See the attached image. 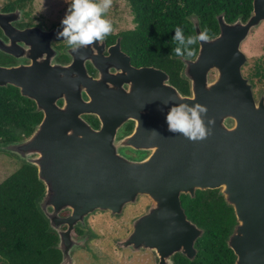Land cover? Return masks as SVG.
I'll return each instance as SVG.
<instances>
[{"label":"water","instance_id":"1","mask_svg":"<svg viewBox=\"0 0 264 264\" xmlns=\"http://www.w3.org/2000/svg\"><path fill=\"white\" fill-rule=\"evenodd\" d=\"M6 16L0 14V26L11 48L18 38L10 33L13 25L3 20ZM189 18L196 35L204 31L197 15ZM216 20L218 34L199 43L195 57H177L191 95L172 84L167 71L136 68L128 58L120 63L121 73L113 75L101 62L104 38L102 46L94 41L79 52L67 48V64L58 63L56 55H27L14 66L0 64V86L17 87L36 102L34 111L43 114L29 136L0 143V151L38 169L45 185L38 204L59 237L55 247L63 254L60 264H74L73 252L87 245L89 235L77 237L75 230L87 227L89 217L100 211L123 215L143 196L151 204L116 244L153 251L156 264H177V254L195 260L205 229L188 217L182 196L209 189H219L235 211L237 221L227 239L235 264H264V93L255 98L243 73L249 58L242 48L264 22V0L253 1L247 19L229 21L224 10ZM27 30L17 29L25 43L31 33ZM4 41L0 37V51L13 52L2 46ZM114 48L121 49L120 40L110 52ZM183 102L207 107L206 139L191 141L167 130V108ZM86 115L97 116L100 126H93ZM128 121L135 123L133 130L120 136ZM125 148L147 154L130 158L121 152Z\"/></svg>","mask_w":264,"mask_h":264},{"label":"trees","instance_id":"2","mask_svg":"<svg viewBox=\"0 0 264 264\" xmlns=\"http://www.w3.org/2000/svg\"><path fill=\"white\" fill-rule=\"evenodd\" d=\"M253 1L127 0L136 25L121 33L123 48L137 64L167 71L171 83L189 94L190 83L182 76L184 64L174 52L178 46L172 40L175 28L180 27L185 37L195 36L196 30L189 17L197 15L207 35L214 36L219 32L216 14L225 10L229 21L240 16L247 19L253 10ZM194 47L193 57L200 44ZM35 108L33 101L23 96L17 87L0 86V143L29 136L43 118ZM92 123L99 126L97 119ZM44 190L38 169L25 162L0 183V264L61 263L63 254L55 247L59 237L50 229L38 204ZM182 202L188 217L203 227L205 234L197 241L199 252L195 260L177 254L176 263L235 264L236 255L227 239L237 219L233 207L227 204L219 189L198 190L195 197L183 195ZM83 231L77 227L75 232L81 234Z\"/></svg>","mask_w":264,"mask_h":264},{"label":"flooded vegetation","instance_id":"3","mask_svg":"<svg viewBox=\"0 0 264 264\" xmlns=\"http://www.w3.org/2000/svg\"><path fill=\"white\" fill-rule=\"evenodd\" d=\"M35 1L36 0H34L33 2L32 1L30 2L28 0H0V12L1 13L3 12V14H9V16H6L7 18H3V20L7 23L10 22L11 25H13L14 28L12 27L10 33L12 35L17 34L15 36V39L18 38L15 40V45H13V47L10 48L9 47L10 38L4 35V31L0 26V37L4 38L5 40L2 46L6 49H8L7 47H9V49L14 50L13 52L9 54L3 51H0V64L1 65L14 66L19 62V58H24L27 55L31 57H35V58H38L40 55H50V56L56 55L55 60L60 64H67L71 61V57L66 52V49L68 48L67 45L62 40H57L56 38V33L62 30L61 29L62 20H57L58 18H55V20H52L46 14L41 13L39 10L37 11L36 10L37 8L35 6ZM112 6H115V9L114 10L109 9L108 12L112 11L113 15L109 16L108 12L105 13L104 15V18L107 19L112 24V32L106 37H104L106 46H105V51L103 53L104 55H103L101 62L105 66L108 65V70L113 75L121 73V70H119L120 63L126 62L127 58L130 64L136 68L147 66V65L137 64L133 60L132 56L123 48V45H122L123 37L121 33L125 30L121 28L118 20L115 19L114 17L115 10L118 9L117 2L112 3ZM262 25L258 28V30L262 27ZM17 29L21 31L28 29L27 31H31V33L26 37L27 43H25V41L22 40V37H23L22 33H19ZM258 30L252 31L250 40L251 38H253V35H254V39L256 40V43L254 44L253 48H255L256 45L257 46L259 45L260 51L256 52L253 50L252 53L248 51L250 53V55L249 54L247 55L249 58V62H247L243 67V73L247 78L250 79V82L253 87V92L257 100L260 98L261 94L264 93V36H262L263 34H260V33L256 34ZM52 31H55L53 41H52L53 49L50 48V45H49V40L51 38ZM263 33H264V30H263ZM119 40H120L121 49L117 50V48H114L113 51L110 52V49L113 46H115ZM99 42H100V46H102L101 39L99 40ZM109 56H112L113 59L112 60L106 59V58H109ZM30 62H31V59L26 60V63H30ZM88 68H89L90 73L93 76L97 75L98 72L92 64L88 63ZM212 76L214 77V74ZM127 79H130V78H127ZM170 82H171V78H170ZM190 90H191V86H190ZM191 93L192 92L190 91V93L187 95H191ZM33 103L37 107L36 102L33 101ZM60 103H62V101H60ZM89 116H91L92 118L90 119ZM85 117L91 123L96 119L99 121V118L95 115H86ZM134 124L135 123L133 121H128L125 124V126L121 129L119 135L123 136L125 134L130 133L133 130ZM99 126H100V121H99ZM125 153L128 157L134 158V159H140L145 156V154L135 152L133 149H126ZM140 199H141L139 200L140 202H138L137 204H130L126 207V209H128L127 211H129L132 209L131 206L139 205L143 199L148 200V203L144 207V210H141L134 216L132 220V226H133L134 219L137 216L143 214L147 210L149 205L151 204L150 199L147 197L143 196ZM108 213L111 214L110 212ZM113 217L116 218L118 216H113ZM83 230H84L83 233L81 234L76 233V236L82 237L86 235L85 229ZM130 232L131 231H129L126 235H124V237L128 236Z\"/></svg>","mask_w":264,"mask_h":264},{"label":"rangeland","instance_id":"4","mask_svg":"<svg viewBox=\"0 0 264 264\" xmlns=\"http://www.w3.org/2000/svg\"><path fill=\"white\" fill-rule=\"evenodd\" d=\"M68 2L70 3V0H68ZM68 2L67 0H36L35 6L37 11L39 10L41 13L46 14L52 20H55V18H58L57 20H62L68 9ZM111 2H113V0H111ZM116 2L118 11L114 13V17L118 20L121 28L123 30L134 28L136 25L133 19L134 15L130 10L127 0H116ZM114 9L115 6H111L110 10ZM108 13L109 16L113 15L112 11ZM262 24L259 30V27L253 30H258L256 34L260 33L264 36V23ZM251 33L249 38L242 45L246 55H250L253 50L256 52L260 51L259 45L255 46L256 49L253 48L256 40L254 39V35L250 40ZM248 51H250V53ZM211 78L214 77L211 76ZM125 150L126 148L122 149L121 152L126 156ZM134 151L147 154L143 151ZM21 166L22 161L17 157L5 152H0V183L14 174ZM147 203L148 200L143 199L139 205L131 206V210L127 211L128 209L125 208L126 210L123 215L116 218L108 212L101 211V213L96 212L89 217L87 227L83 228L86 231V235H89V239L85 247H80L73 252L74 264H156L157 257L153 251L122 249L116 244L118 239L124 237L129 231L132 232V220L134 216L141 210H144Z\"/></svg>","mask_w":264,"mask_h":264},{"label":"clouds","instance_id":"5","mask_svg":"<svg viewBox=\"0 0 264 264\" xmlns=\"http://www.w3.org/2000/svg\"><path fill=\"white\" fill-rule=\"evenodd\" d=\"M68 5L61 21L62 30L56 33V38L62 40L73 52H79L81 48L99 41L112 32L111 22L104 18L112 6L111 0H70ZM174 32L172 40L178 45L174 52L179 57L192 58L194 46L209 39L206 31L188 37H185L180 27H176ZM207 111V107L199 103L173 104L167 108L165 114L167 130L174 134H182L191 141H202L210 134L204 119ZM211 123L209 120L208 124Z\"/></svg>","mask_w":264,"mask_h":264}]
</instances>
